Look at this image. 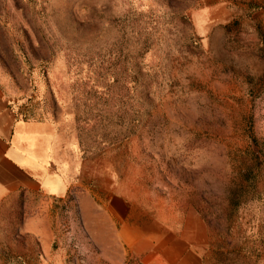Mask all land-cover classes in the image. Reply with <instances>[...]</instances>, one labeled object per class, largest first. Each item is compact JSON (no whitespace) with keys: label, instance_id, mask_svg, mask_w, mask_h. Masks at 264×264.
<instances>
[{"label":"rangeland","instance_id":"374dc122","mask_svg":"<svg viewBox=\"0 0 264 264\" xmlns=\"http://www.w3.org/2000/svg\"><path fill=\"white\" fill-rule=\"evenodd\" d=\"M0 89L70 183L0 264H264V0H0Z\"/></svg>","mask_w":264,"mask_h":264},{"label":"crops","instance_id":"0c3cea01","mask_svg":"<svg viewBox=\"0 0 264 264\" xmlns=\"http://www.w3.org/2000/svg\"><path fill=\"white\" fill-rule=\"evenodd\" d=\"M1 90L0 200L19 198L21 194L52 196L64 185L70 186L69 170L62 161L55 160L54 141L45 136V125L28 120ZM45 147L50 150L47 164L42 154Z\"/></svg>","mask_w":264,"mask_h":264}]
</instances>
